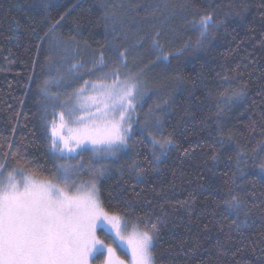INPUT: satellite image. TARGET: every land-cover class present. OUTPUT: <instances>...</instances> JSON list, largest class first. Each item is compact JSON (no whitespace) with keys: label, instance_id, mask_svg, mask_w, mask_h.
Instances as JSON below:
<instances>
[{"label":"trees","instance_id":"16d2710c","mask_svg":"<svg viewBox=\"0 0 264 264\" xmlns=\"http://www.w3.org/2000/svg\"><path fill=\"white\" fill-rule=\"evenodd\" d=\"M207 13L219 26L203 48L155 62L153 35L173 52L194 38L185 24ZM121 51L123 71L143 70L150 94L137 107L127 147L99 181L105 210L127 208L126 224L141 230L143 221L157 222L155 264H264V0H0V164H7L0 173L22 167L51 178L45 81L59 105L100 77L88 71L101 55L108 71ZM226 88L245 95L224 107ZM150 108L176 144L159 165L151 163V129L140 135ZM229 188L244 204L236 223L217 207Z\"/></svg>","mask_w":264,"mask_h":264},{"label":"snow or ice","instance_id":"6c2138e0","mask_svg":"<svg viewBox=\"0 0 264 264\" xmlns=\"http://www.w3.org/2000/svg\"><path fill=\"white\" fill-rule=\"evenodd\" d=\"M44 7H47L46 3ZM105 18L115 20L114 16L107 14ZM58 24L59 21L50 25V31ZM218 26L219 22L214 21L211 13L188 21L185 28L195 34L194 38L190 36L173 52L165 51L157 32L151 39L155 62L165 63L173 56L203 48L212 29ZM126 55V52L121 51L118 63L108 71H104L106 65L101 55L100 63L94 64L88 71L89 75L99 72L100 77L95 81L85 80L75 91V102L71 98L60 102L63 109L58 114L60 123L55 120L49 122L45 116V135L57 161L74 158V155L88 150L97 159H108L127 147L134 131L132 114L150 93L141 80L143 70L123 71L128 68ZM49 83L45 81L44 95L46 101L53 102L54 110L58 97L47 92ZM51 83L59 87L61 81L53 80ZM222 83L227 84V79ZM85 92L89 94L84 95ZM244 95L242 89L226 88L220 93L219 100L224 107H228L242 100ZM47 111L46 103L45 113ZM155 111V108L149 109L151 119L141 126L140 135L143 138L146 130L151 129L147 131L151 163L159 165L176 144L171 136L163 134L162 121L154 115ZM77 112L81 114L75 116ZM66 114L72 126L65 122ZM239 160L240 153H237V167ZM6 167V163L0 164V171ZM80 167L82 163L75 166L57 163L50 173V179H38L25 174L21 167L9 173L7 183H0V264H90V257L103 255L105 251L107 256L104 264H124L123 260L116 257V249L112 245H105L96 233L107 229L108 234L114 236L113 243H124L126 238L122 235V222L128 209L121 211L110 205L113 211L109 214L103 206L96 180L79 182L81 185L87 184V195L71 194L74 188L77 193L81 191L73 179L76 169ZM259 169L264 179V160L259 164ZM103 170L104 166L101 165L98 175H103ZM13 173L18 174L19 179H15ZM221 206L222 214L233 217L236 223L244 204L238 191L229 188L224 193L222 205H217L218 208ZM143 223L144 230L134 231L126 240L131 252V264H155L153 241L158 233L157 222L145 220Z\"/></svg>","mask_w":264,"mask_h":264},{"label":"rangeland","instance_id":"374dc122","mask_svg":"<svg viewBox=\"0 0 264 264\" xmlns=\"http://www.w3.org/2000/svg\"><path fill=\"white\" fill-rule=\"evenodd\" d=\"M101 74V73H100ZM123 78V76H122ZM107 82H110L107 81ZM90 91V90H89ZM47 92L51 95V94H55L51 91V87L48 85L47 86ZM75 92L69 94L66 97H63L62 99H60V102L62 101H68L69 98L72 99L73 102H75L76 97H75ZM89 92H85L84 95H88ZM63 109L60 107V104L56 105L55 109L53 110V107H49L47 113H45L46 119L51 122L53 120H55L57 123H60V117H59V113L62 111ZM55 113V114H54ZM81 113L77 112L75 113V116H79ZM75 116L73 117V119H75ZM133 117V122L135 123V119L137 117V108L135 110V112L132 114ZM65 122L69 123V126L71 125V122L68 121V117L67 114L65 116ZM91 148V145H89V149ZM121 152V151H120ZM118 152L116 154V156L114 157H110L108 159H97L96 156H94V154L92 153V151L88 150V151H81L79 155H74V158H69L67 160H63V161H57L56 163H67L70 164L72 166L77 165L78 163H82V167L76 169L75 171V175L73 177V179L75 181H77V187L81 189V191L79 193L76 192V189L74 188L72 190L71 194H81V195H87L88 192V187L87 184H83L81 185L79 182L80 181H91V180H96L97 181V186L99 185V181L102 177H104L105 175L109 174L112 169L115 167V160L117 159L118 155H120L121 153ZM101 165L104 166V170H103V175H98ZM12 170H8L6 172H1L0 173V183H7L9 180V173H11ZM25 174H30V173H26ZM32 175V174H31ZM13 176L15 179H19V175L16 173H13ZM34 176V175H33ZM36 177V176H34ZM38 178V177H36ZM38 179H50V178H38ZM109 214H112L111 212H109ZM106 233L107 229H103ZM134 231H141L140 228H138L135 225H131L128 226L126 224V221L123 218V222H122V235L126 238L124 243H120L119 241H117L116 243L113 242H106V240L104 239V237H101L99 235V233L97 232L96 235L98 237V239L104 241L105 245H112L115 249H116V257L119 258V260H123L124 264H131V252L127 247V237H129ZM112 236V235H111ZM113 240H114V236H112ZM122 252L127 255L126 257L124 255H122ZM97 255L94 256V258L90 257V264H104L105 258L107 256V252L105 251L102 256L101 261H96L94 260L95 257Z\"/></svg>","mask_w":264,"mask_h":264}]
</instances>
